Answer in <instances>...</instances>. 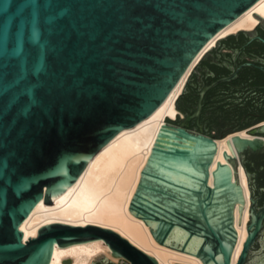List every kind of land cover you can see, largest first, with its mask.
<instances>
[{
  "label": "water",
  "instance_id": "water-1",
  "mask_svg": "<svg viewBox=\"0 0 264 264\" xmlns=\"http://www.w3.org/2000/svg\"><path fill=\"white\" fill-rule=\"evenodd\" d=\"M257 1L0 0V264H49L56 243L101 238L131 264H159L108 228L53 223L30 238L20 225L43 197L45 205L64 200L88 159L119 131L159 112L207 43ZM234 35L218 40L204 62ZM202 64L177 97L178 110ZM239 69L205 85L193 113L166 117L129 208L156 243L204 264H232L234 207L240 202L241 225L246 203L228 163L218 162L209 183L218 148L210 135L226 130L210 134L201 122L208 90ZM247 133L255 137L230 140L235 155L224 152L234 166L264 148V124ZM246 171L251 188L255 175ZM251 192L249 235L236 264H264V233L256 241L264 206Z\"/></svg>",
  "mask_w": 264,
  "mask_h": 264
},
{
  "label": "bare ground",
  "instance_id": "bare-ground-1",
  "mask_svg": "<svg viewBox=\"0 0 264 264\" xmlns=\"http://www.w3.org/2000/svg\"><path fill=\"white\" fill-rule=\"evenodd\" d=\"M264 20V0H258L231 24L220 30L204 47L197 59L182 76L166 105L154 116L127 127L112 137L88 162L65 196L57 205H45V197L35 206L30 215L21 223L20 228L30 238L39 236V230L48 224L61 223L72 226L96 225L108 228L129 242L156 258L159 264H204L201 258L156 243L151 231L140 219L129 212L137 190L143 167L147 164L152 148L166 117L176 120L177 114H184L175 107L177 97L184 91L186 84L199 60L216 45L217 41L242 30L252 31ZM239 130L216 139L217 151L210 166L209 183L213 185V171L218 162L228 163L232 169L233 180L239 174L243 188L245 206L242 211L240 202L234 207V226L237 240L232 254V264L238 263L249 235L248 223L251 210V188L248 173L240 162L236 166L229 162L224 152L235 155L230 140L235 135L254 138L255 135ZM107 255L114 261L119 257L112 253V246L103 238L60 247L54 246L49 264H92L100 255Z\"/></svg>",
  "mask_w": 264,
  "mask_h": 264
},
{
  "label": "flooded vegetation",
  "instance_id": "flooded-vegetation-1",
  "mask_svg": "<svg viewBox=\"0 0 264 264\" xmlns=\"http://www.w3.org/2000/svg\"><path fill=\"white\" fill-rule=\"evenodd\" d=\"M264 23L250 32H239L219 45L212 59L195 70L194 94L215 80L233 74L239 67L238 77L222 82L208 90L201 117L216 115L233 117V124L222 129L227 132L257 128L264 124ZM250 63V65H247ZM199 77V80L197 79ZM197 100V104H198ZM181 104L182 100H181ZM184 105V104H183ZM187 105V104H186ZM197 107V106H196ZM196 109V108H195ZM246 169L255 177L251 188L257 199V207L264 206V148L248 150L244 155ZM255 167L254 171L248 169ZM264 233V226L258 241Z\"/></svg>",
  "mask_w": 264,
  "mask_h": 264
},
{
  "label": "trees",
  "instance_id": "trees-1",
  "mask_svg": "<svg viewBox=\"0 0 264 264\" xmlns=\"http://www.w3.org/2000/svg\"><path fill=\"white\" fill-rule=\"evenodd\" d=\"M204 61L205 60H202L201 63H204ZM184 98L187 99V105L181 104V100ZM197 100H198V97L195 96L194 89L189 90L188 92H186L179 98L177 106L182 112L189 115L195 111V108L197 106ZM232 120H233V117L229 115H225V116L216 115L214 117H209L206 114H204L201 117V122L204 124L205 128L210 134L212 131H215V130L221 131L222 128L232 125L233 124ZM195 127L198 128L196 124H195ZM188 128L190 129V127ZM227 133L229 132L226 131V133L222 134V136H217V135H210V136H213L215 138H221L227 135ZM248 169L250 171H254L255 167L251 165L248 167Z\"/></svg>",
  "mask_w": 264,
  "mask_h": 264
},
{
  "label": "rangeland",
  "instance_id": "rangeland-1",
  "mask_svg": "<svg viewBox=\"0 0 264 264\" xmlns=\"http://www.w3.org/2000/svg\"><path fill=\"white\" fill-rule=\"evenodd\" d=\"M213 50V49H212ZM211 50V51H212ZM210 51V52H211ZM208 52L205 57L210 53ZM204 57V58H205ZM203 58V59H204ZM92 264H131L130 260H128L126 257H119V259L117 261H114L113 259H111L110 257H108L107 255H100L98 256Z\"/></svg>",
  "mask_w": 264,
  "mask_h": 264
}]
</instances>
